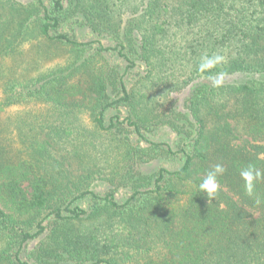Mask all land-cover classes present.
<instances>
[{
  "label": "trees",
  "instance_id": "16d2710c",
  "mask_svg": "<svg viewBox=\"0 0 264 264\" xmlns=\"http://www.w3.org/2000/svg\"><path fill=\"white\" fill-rule=\"evenodd\" d=\"M248 165L264 0H0V264H264Z\"/></svg>",
  "mask_w": 264,
  "mask_h": 264
},
{
  "label": "clouds",
  "instance_id": "9594fccd",
  "mask_svg": "<svg viewBox=\"0 0 264 264\" xmlns=\"http://www.w3.org/2000/svg\"><path fill=\"white\" fill-rule=\"evenodd\" d=\"M222 59L223 58L218 55L212 58L207 56L202 57L201 63L199 64V70L202 72L207 71ZM213 82L216 85L221 83L219 80H214ZM225 171V167L221 164H216L211 170H209L205 179L199 184L200 193L206 194L209 199L215 198L220 187L218 178L223 175ZM240 176L244 182V188L247 195L252 197L255 195L256 184L261 180H264V171L256 168L254 165H248L241 169ZM256 203L259 204L261 201L257 199Z\"/></svg>",
  "mask_w": 264,
  "mask_h": 264
},
{
  "label": "rangeland",
  "instance_id": "374dc122",
  "mask_svg": "<svg viewBox=\"0 0 264 264\" xmlns=\"http://www.w3.org/2000/svg\"><path fill=\"white\" fill-rule=\"evenodd\" d=\"M18 1H20V2H24V1H26V0H18ZM28 1V0H27ZM24 49H25V51H24V53H26L28 56L27 57H31V56H35V54H36V50H35V46L33 47V45H32V43H26L25 44V46H24ZM26 59H28V58H26ZM27 61V60H26ZM154 90H158V89H156V88H154ZM94 185L97 187V188H103L104 187V185H105V183L104 182H95L94 183ZM127 193H126V190L125 189H121L119 192H118V195L119 196H124V195H126Z\"/></svg>",
  "mask_w": 264,
  "mask_h": 264
}]
</instances>
